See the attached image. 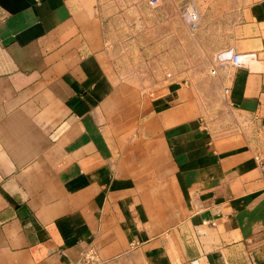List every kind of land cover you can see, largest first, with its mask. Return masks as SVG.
<instances>
[{"label": "crops", "instance_id": "1", "mask_svg": "<svg viewBox=\"0 0 264 264\" xmlns=\"http://www.w3.org/2000/svg\"><path fill=\"white\" fill-rule=\"evenodd\" d=\"M177 8L148 30L188 55L195 31L203 70L157 87L102 0H0V264H264V0Z\"/></svg>", "mask_w": 264, "mask_h": 264}, {"label": "rangeland", "instance_id": "2", "mask_svg": "<svg viewBox=\"0 0 264 264\" xmlns=\"http://www.w3.org/2000/svg\"><path fill=\"white\" fill-rule=\"evenodd\" d=\"M109 7L110 14H113V34L110 37V49L116 65L126 75H131L142 84L159 86L164 82L167 73H176L181 76L182 81L200 79L203 70V58L198 56L196 50L195 31L189 30V40L192 52L181 47L180 35L175 40H156L150 30L149 22L155 21L156 12L163 10L167 2L171 0H159L156 6L149 5L141 10V17L144 24L134 25L130 22L133 12V3L137 1L148 3L150 0H102ZM178 9L187 8L190 12L208 0H176ZM165 3V4H164ZM159 7V9H158ZM179 15V14H178ZM182 21V20H181ZM178 19L175 21L176 31L185 28V25ZM159 30V29H158ZM162 30V29H160ZM184 30V29H183ZM157 38L159 31L156 32ZM145 86V85H144Z\"/></svg>", "mask_w": 264, "mask_h": 264}, {"label": "built area", "instance_id": "3", "mask_svg": "<svg viewBox=\"0 0 264 264\" xmlns=\"http://www.w3.org/2000/svg\"><path fill=\"white\" fill-rule=\"evenodd\" d=\"M157 0H150L151 4H154ZM188 12V18L189 21L191 22V26L195 25V22L197 20V11L193 9L192 12H190L187 9ZM216 61L218 62H224V61H229L231 64L235 65V66H240V65H244V60L242 58V56L238 53L233 52L231 49L228 50H223L222 52L218 53L216 56ZM167 76H171L170 73H167ZM256 159V161L258 162V166L262 172V174L264 175V156H262L261 154H256V156L254 157ZM88 262L90 261H95V257L92 254H87L86 256Z\"/></svg>", "mask_w": 264, "mask_h": 264}]
</instances>
